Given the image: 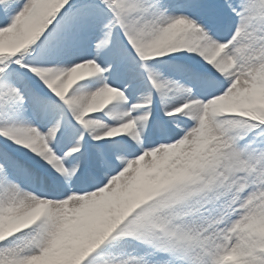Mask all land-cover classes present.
<instances>
[{"label": "snow or ice", "instance_id": "6c2138e0", "mask_svg": "<svg viewBox=\"0 0 264 264\" xmlns=\"http://www.w3.org/2000/svg\"><path fill=\"white\" fill-rule=\"evenodd\" d=\"M0 264H264V0H0Z\"/></svg>", "mask_w": 264, "mask_h": 264}]
</instances>
